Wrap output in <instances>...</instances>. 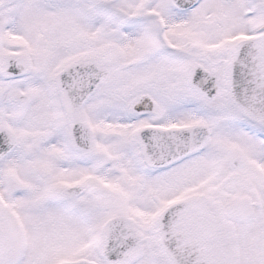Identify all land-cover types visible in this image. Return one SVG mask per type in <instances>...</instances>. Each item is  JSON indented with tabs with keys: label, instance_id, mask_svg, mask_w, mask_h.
<instances>
[{
	"label": "snow or ice",
	"instance_id": "obj_1",
	"mask_svg": "<svg viewBox=\"0 0 264 264\" xmlns=\"http://www.w3.org/2000/svg\"><path fill=\"white\" fill-rule=\"evenodd\" d=\"M0 264H264V0H0Z\"/></svg>",
	"mask_w": 264,
	"mask_h": 264
}]
</instances>
